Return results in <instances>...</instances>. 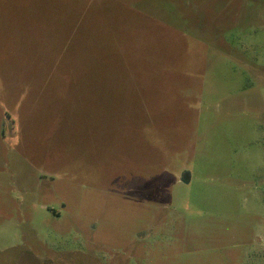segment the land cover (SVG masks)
<instances>
[{
  "label": "rangeland",
  "instance_id": "374dc122",
  "mask_svg": "<svg viewBox=\"0 0 264 264\" xmlns=\"http://www.w3.org/2000/svg\"><path fill=\"white\" fill-rule=\"evenodd\" d=\"M0 264H264V0H0Z\"/></svg>",
  "mask_w": 264,
  "mask_h": 264
},
{
  "label": "trees",
  "instance_id": "16d2710c",
  "mask_svg": "<svg viewBox=\"0 0 264 264\" xmlns=\"http://www.w3.org/2000/svg\"><path fill=\"white\" fill-rule=\"evenodd\" d=\"M35 258V257H34Z\"/></svg>",
  "mask_w": 264,
  "mask_h": 264
}]
</instances>
